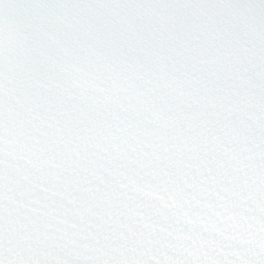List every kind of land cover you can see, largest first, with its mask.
Wrapping results in <instances>:
<instances>
[{"label":"snow or ice","instance_id":"6c2138e0","mask_svg":"<svg viewBox=\"0 0 264 264\" xmlns=\"http://www.w3.org/2000/svg\"><path fill=\"white\" fill-rule=\"evenodd\" d=\"M0 264H264V0H0Z\"/></svg>","mask_w":264,"mask_h":264}]
</instances>
